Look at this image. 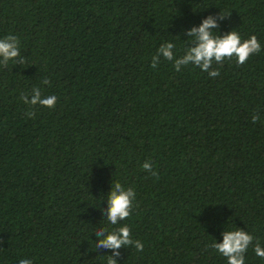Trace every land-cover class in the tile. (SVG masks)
Listing matches in <instances>:
<instances>
[{
  "label": "trees",
  "instance_id": "obj_1",
  "mask_svg": "<svg viewBox=\"0 0 264 264\" xmlns=\"http://www.w3.org/2000/svg\"><path fill=\"white\" fill-rule=\"evenodd\" d=\"M209 16L214 35H255L261 51L213 62L216 77L157 53L167 42L182 56ZM9 34L20 56L0 64V264H106L95 232L122 224L144 247L118 249L117 264H227L210 245L237 228L254 238L245 264H264V0H0ZM34 87L55 107L25 104ZM116 181L136 196L112 226Z\"/></svg>",
  "mask_w": 264,
  "mask_h": 264
},
{
  "label": "clouds",
  "instance_id": "obj_2",
  "mask_svg": "<svg viewBox=\"0 0 264 264\" xmlns=\"http://www.w3.org/2000/svg\"><path fill=\"white\" fill-rule=\"evenodd\" d=\"M224 17L220 15L221 19ZM217 27L215 19L209 16L202 21L198 28H191L187 35L193 38L192 43L195 46L188 47L179 58H174L175 54L172 49L175 45L173 43L165 42L157 49V53L168 61H174V68L177 71H180L181 65L187 66L192 64L207 72L210 77H216L219 75L218 69L209 71L213 62L222 64L225 59L231 60L235 57L237 65H242L248 61L250 56L261 51V44L255 35L242 39L240 34L235 30H231L222 36L219 34L214 35L210 29H216ZM18 56H20L18 37L9 34L0 38V57H3V60H0V64L7 66L9 61H13ZM20 63H24L23 58H21ZM158 63L156 55H154L150 66L156 68ZM42 83L49 85L50 81L45 78ZM20 98L25 104L31 106L39 105L47 108H54L57 100L55 95L42 97L40 89L36 87L32 89L31 100H28L25 94H22ZM26 115L32 117L34 113L28 111ZM259 119V116H252L253 123H256ZM142 168L148 170L151 175H156L152 165L149 163H144ZM135 196L136 193L133 188H125L119 181L112 184L111 190L107 193L108 207L106 211L109 225L115 226L118 219L124 221L131 215ZM95 235L103 237L96 241V248L112 250L111 256L106 255V264H117V261L113 257L120 255L117 250L122 247L134 246L137 251H143V243L140 240L132 238L131 230L127 224H122L114 229L109 227L102 228L97 230ZM222 236L221 243L214 242L210 247L225 257L227 264H245V253L249 246L253 244V236L239 228L234 231H224ZM253 251L256 256L264 258V247H261L259 241L253 246ZM19 264H32V261L20 259Z\"/></svg>",
  "mask_w": 264,
  "mask_h": 264
}]
</instances>
